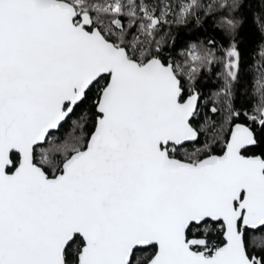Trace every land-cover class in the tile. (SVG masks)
Returning a JSON list of instances; mask_svg holds the SVG:
<instances>
[{
	"label": "snow or ice",
	"instance_id": "obj_1",
	"mask_svg": "<svg viewBox=\"0 0 264 264\" xmlns=\"http://www.w3.org/2000/svg\"><path fill=\"white\" fill-rule=\"evenodd\" d=\"M0 264H264V0H0Z\"/></svg>",
	"mask_w": 264,
	"mask_h": 264
},
{
	"label": "trees",
	"instance_id": "obj_2",
	"mask_svg": "<svg viewBox=\"0 0 264 264\" xmlns=\"http://www.w3.org/2000/svg\"><path fill=\"white\" fill-rule=\"evenodd\" d=\"M209 87H211V84H209Z\"/></svg>",
	"mask_w": 264,
	"mask_h": 264
}]
</instances>
